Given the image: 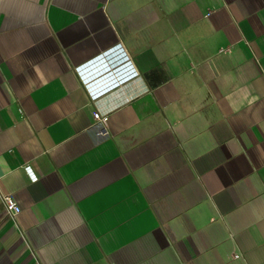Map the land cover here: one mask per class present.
I'll list each match as a JSON object with an SVG mask.
<instances>
[{
    "label": "crops",
    "instance_id": "0c3cea01",
    "mask_svg": "<svg viewBox=\"0 0 264 264\" xmlns=\"http://www.w3.org/2000/svg\"><path fill=\"white\" fill-rule=\"evenodd\" d=\"M0 193V264H264V0H0Z\"/></svg>",
    "mask_w": 264,
    "mask_h": 264
},
{
    "label": "built area",
    "instance_id": "2783aa9c",
    "mask_svg": "<svg viewBox=\"0 0 264 264\" xmlns=\"http://www.w3.org/2000/svg\"><path fill=\"white\" fill-rule=\"evenodd\" d=\"M92 115L95 120L103 122V117L99 114L98 111H93ZM25 169L29 173V170H30L29 167L25 166ZM29 174H30L31 179H35V176L31 174V172ZM0 199H1V202L3 203L5 212L7 213L9 217L13 219L15 214H17L20 211V207L17 205L14 198L9 194L0 193Z\"/></svg>",
    "mask_w": 264,
    "mask_h": 264
}]
</instances>
